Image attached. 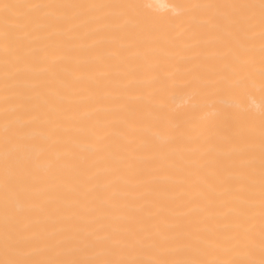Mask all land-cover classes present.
<instances>
[{"label":"bare ground","instance_id":"1","mask_svg":"<svg viewBox=\"0 0 264 264\" xmlns=\"http://www.w3.org/2000/svg\"><path fill=\"white\" fill-rule=\"evenodd\" d=\"M0 264H264V0H0Z\"/></svg>","mask_w":264,"mask_h":264}]
</instances>
